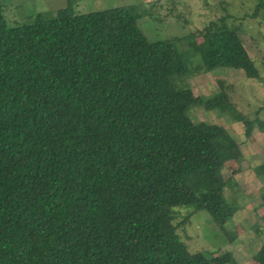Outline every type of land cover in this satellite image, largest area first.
I'll use <instances>...</instances> for the list:
<instances>
[{
  "label": "trees",
  "instance_id": "obj_1",
  "mask_svg": "<svg viewBox=\"0 0 264 264\" xmlns=\"http://www.w3.org/2000/svg\"><path fill=\"white\" fill-rule=\"evenodd\" d=\"M75 1L10 26L0 0V264H238L230 252H191L179 232L206 212L237 238L223 171L234 162L240 172L244 154L194 113L238 111L223 89L205 98L189 80L260 79L238 30L223 17L151 42L139 23L150 10L76 14ZM261 198L264 209V187ZM257 257L264 264V247Z\"/></svg>",
  "mask_w": 264,
  "mask_h": 264
},
{
  "label": "rangeland",
  "instance_id": "obj_2",
  "mask_svg": "<svg viewBox=\"0 0 264 264\" xmlns=\"http://www.w3.org/2000/svg\"><path fill=\"white\" fill-rule=\"evenodd\" d=\"M260 0H76L72 3L76 14H88L118 7L142 12L150 10L152 17L140 20L144 34L151 42L184 37L203 31L211 22L229 17L228 23L238 30L243 44L260 71L259 80H249L243 71L222 70L189 80L196 95L211 97L223 89L238 111L237 115L219 118L215 112L198 110L196 122L224 127L241 146L244 162L240 166L228 163L223 171L228 181L226 197L230 205L240 211L228 224L227 230L237 238L233 242L219 232L206 212L192 214L179 229L191 252H205L220 256L233 254L238 264H259L257 254L264 247V209L261 190L264 187V10L256 15ZM4 16L10 26L33 23L39 14L53 18L69 0H1ZM155 4L159 7L155 8ZM201 43L202 39L198 38ZM193 113V112H192ZM259 113L262 124H256L247 136L246 120ZM193 208H177V223L193 212ZM262 218V219H261ZM261 219V220H260Z\"/></svg>",
  "mask_w": 264,
  "mask_h": 264
}]
</instances>
